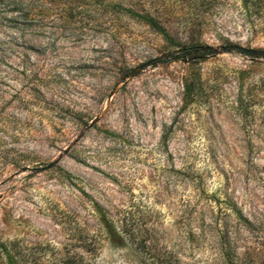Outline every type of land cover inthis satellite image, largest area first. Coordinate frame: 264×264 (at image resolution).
<instances>
[{
  "label": "rangeland",
  "instance_id": "obj_1",
  "mask_svg": "<svg viewBox=\"0 0 264 264\" xmlns=\"http://www.w3.org/2000/svg\"><path fill=\"white\" fill-rule=\"evenodd\" d=\"M196 3L0 0V264H264V0Z\"/></svg>",
  "mask_w": 264,
  "mask_h": 264
},
{
  "label": "trees",
  "instance_id": "obj_2",
  "mask_svg": "<svg viewBox=\"0 0 264 264\" xmlns=\"http://www.w3.org/2000/svg\"><path fill=\"white\" fill-rule=\"evenodd\" d=\"M96 7L102 9L103 15L107 14L112 20L121 18L120 12L128 15L130 19L136 20L156 31H164L165 21L168 19V13L166 10L170 9L174 4H181L184 1L187 5L195 3V7H206L209 0H84ZM121 8L122 10H120ZM184 55H196L201 52L200 46H189L183 50ZM247 55V54H245ZM195 58V57H194ZM185 94L190 95L193 85L190 83L185 86ZM237 221H241L246 225H250V222L242 216L239 210L235 207L232 209ZM106 238L112 244L117 246H123L129 244L137 251H144L152 249L154 246L150 240V229L145 225L129 222V219L123 217L119 220H114L112 217L102 216L100 222ZM223 235L219 236L220 241H227L229 239L227 230H223ZM154 249V247H153ZM65 264H69L66 262ZM77 264H81L77 262Z\"/></svg>",
  "mask_w": 264,
  "mask_h": 264
},
{
  "label": "water",
  "instance_id": "obj_3",
  "mask_svg": "<svg viewBox=\"0 0 264 264\" xmlns=\"http://www.w3.org/2000/svg\"><path fill=\"white\" fill-rule=\"evenodd\" d=\"M222 49L224 51H226V50H236V51L242 52L244 54H256L258 56L262 55L261 52H256V51H254L252 49L244 48V47L239 46V45L224 46Z\"/></svg>",
  "mask_w": 264,
  "mask_h": 264
}]
</instances>
